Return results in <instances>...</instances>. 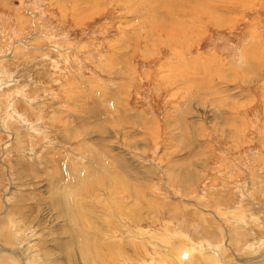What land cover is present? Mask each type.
<instances>
[{
  "label": "rangeland",
  "instance_id": "obj_1",
  "mask_svg": "<svg viewBox=\"0 0 264 264\" xmlns=\"http://www.w3.org/2000/svg\"><path fill=\"white\" fill-rule=\"evenodd\" d=\"M0 264H264V0H0Z\"/></svg>",
  "mask_w": 264,
  "mask_h": 264
},
{
  "label": "bare ground",
  "instance_id": "obj_2",
  "mask_svg": "<svg viewBox=\"0 0 264 264\" xmlns=\"http://www.w3.org/2000/svg\"><path fill=\"white\" fill-rule=\"evenodd\" d=\"M189 256V253L188 252H186V255L185 256H181V253H180V257L182 258V259H185V258H187Z\"/></svg>",
  "mask_w": 264,
  "mask_h": 264
},
{
  "label": "water",
  "instance_id": "obj_3",
  "mask_svg": "<svg viewBox=\"0 0 264 264\" xmlns=\"http://www.w3.org/2000/svg\"><path fill=\"white\" fill-rule=\"evenodd\" d=\"M186 255V251L181 252V256H185Z\"/></svg>",
  "mask_w": 264,
  "mask_h": 264
}]
</instances>
